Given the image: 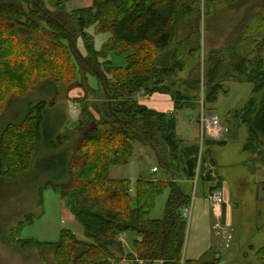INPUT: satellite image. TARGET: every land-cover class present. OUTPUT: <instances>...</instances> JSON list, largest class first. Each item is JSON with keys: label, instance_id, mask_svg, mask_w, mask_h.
<instances>
[{"label": "trees", "instance_id": "obj_1", "mask_svg": "<svg viewBox=\"0 0 264 264\" xmlns=\"http://www.w3.org/2000/svg\"><path fill=\"white\" fill-rule=\"evenodd\" d=\"M243 1L205 0L209 8L205 7L210 12L218 2ZM248 1H255L256 9L264 11V0ZM199 2L93 0L91 7L67 13L60 0L55 10L48 9L45 0H0V192L31 171L41 146L46 145L55 156L47 155L37 168L41 171L45 160L54 157L60 159L62 173L53 177L50 170L43 169L49 180L38 194L42 197L44 190L53 187L71 216L82 224L86 240H79L71 230H62L58 241L52 243L24 239L21 233L34 222L32 214L27 215V224L19 222L0 238L17 245L24 254L33 248L42 256L52 254L56 264H115L118 255L125 253L119 238L134 234L135 259L145 264H219L218 260L202 263L187 257L185 251L188 223L183 209L192 198L181 188L175 173L180 171L186 179H194L201 148L197 143L181 147L174 115L135 99L139 93L158 92L170 95L176 111L199 108L191 93L172 90L167 83L184 68L185 58L200 51L199 22L189 17ZM183 16L189 17L188 34L166 54ZM91 26L112 35L99 51L87 31ZM263 29L264 25L251 30L248 26L241 32L229 50L241 52L239 60L227 63V59L219 58L206 75L209 91L205 94V102L218 101L224 91L221 83L215 84L216 78L231 64L238 77L254 85L252 97L235 116L250 132L243 151L259 155H264V61L251 60L242 50L263 48L264 39L249 40ZM111 54L123 55L126 65L114 67L107 60ZM91 76L97 79L96 88L89 84ZM183 84L191 91L201 89L199 79ZM36 89L50 98L53 108L69 99L86 104L75 132L77 140L71 142L73 147L67 146L70 139L61 132L47 136L46 101L26 102L15 109L14 120L2 122L4 114L16 108L11 106L14 98L22 99ZM75 92L82 95L71 97ZM91 97L97 102L89 103ZM89 106L95 107L100 117L94 116ZM92 122L96 124L94 130L87 131ZM135 143L154 150L159 165L171 177L168 181L138 180L133 193L130 180L109 177L111 167L132 162ZM208 144L226 142L206 141ZM206 154L213 161L208 150ZM209 159L205 157V162ZM212 180L202 172L203 184ZM167 187L164 216L153 219L156 201ZM222 187L219 179L217 188ZM227 217L225 211L223 223ZM257 258L264 264V247Z\"/></svg>", "mask_w": 264, "mask_h": 264}, {"label": "rangeland", "instance_id": "obj_2", "mask_svg": "<svg viewBox=\"0 0 264 264\" xmlns=\"http://www.w3.org/2000/svg\"><path fill=\"white\" fill-rule=\"evenodd\" d=\"M60 1L65 11L71 13L77 9L91 7L93 0ZM45 3L48 9L55 10L59 0H45ZM199 4L198 9L194 4L193 12H196L189 17L194 16L195 21L199 22L200 51L195 57L188 56L185 58L184 64H182L184 68L174 78L168 79L167 83L172 90H184L191 93V97L199 102L200 106L197 110L182 111H176L173 107L171 113L175 117L178 139L182 141L181 147L197 143L200 148L203 147L202 162H205V157L209 159L206 154L207 150L214 161L217 178L222 181L223 185L221 191L224 195V203H226L225 209L223 206V215L225 211L226 214L228 213L227 222L224 224L230 228L233 239L230 247L225 248L224 237L218 235L214 229L216 223L214 205L208 199L209 192L215 188L214 180L203 184L200 178L194 183V179L188 180L178 171L175 176L178 178L181 188L191 198L195 197L191 217L190 219L187 218L186 256L198 259L202 263L218 260L219 264H263L258 260L257 253L264 247V155L243 151L250 132L248 126L242 124L241 120L235 116L242 111V108L252 97L254 85L244 81L242 77H238L233 72L234 66L231 64L225 66L216 78L215 84L221 83L224 91L219 94L218 101L212 104L205 102V94L209 91L208 79L206 80L208 70L214 67L219 58L227 59V63L239 60L241 52L229 51L230 45L234 44L246 27L249 26L251 30L255 26H263L264 11L257 10L256 2H249L248 0L233 4L218 2L210 12L205 0H200ZM189 17L180 18L175 36L170 48L166 50V54L174 51L178 43L187 36L190 27ZM87 31L94 37L95 48L98 51L112 36L110 33L98 32L96 26H91ZM260 31L259 34L252 35L249 40L261 42L264 39V29ZM242 51L243 56L249 53L251 60L262 59L264 61V47L253 46ZM227 52L230 53L226 54ZM107 60L114 67L126 65L123 55L111 54ZM197 79L201 80L200 91H191L183 84ZM89 84L96 88L98 86L97 79L92 76L89 77ZM157 95H163L165 98L167 97L166 102L169 99L173 103L170 95L158 92L153 94L139 93L135 95V99L142 103V101H147L146 99L151 101ZM40 101L49 103L50 98L37 89L22 99L14 98L11 106L14 105L16 108L11 107L4 114L2 122L14 120L15 117L13 116L17 112L15 109L23 107L26 102L38 103ZM154 101L163 103L159 100ZM91 102L97 101L91 97L89 103ZM85 105H81L78 99L63 100L54 108L49 103L46 120L47 136L51 138L55 134V137L61 132L62 135H67L70 139L67 146L73 147L74 144L71 142L77 140L75 132L81 122ZM89 109L94 116L100 117L101 114L95 107L89 106ZM202 110L218 115L222 127L228 129V132H223L221 140L225 141L226 145H206V141L221 142L211 136H206L202 142L201 127L198 123L199 112ZM94 125H96L94 122L88 124L87 131H93ZM51 154L55 153L49 151L48 147L43 144L31 171L24 174V177L17 178L19 179L18 182L16 181L17 183L12 182L11 186L5 187V190L0 192L1 235L9 232L21 221L27 224L29 222L27 215L32 214L34 215V222L25 226L21 233V237L24 239H36L41 242L52 243L58 241L62 230H71L79 240H86L82 224L71 216L53 187L44 190L42 197L38 194V190L49 180L45 171L50 170L53 177L62 173L60 159L54 160V157L45 160L41 171L37 168L40 161ZM155 167L159 169L153 173ZM109 177L130 180L132 183L131 192L133 191V193H135V185L138 180L168 181L171 178L159 165L154 150L150 146L140 143L134 144L132 162L126 166L111 167ZM55 181L59 182V180ZM132 196L134 197V195ZM168 197L169 188L167 187L166 191L156 201V208L151 214L153 219L163 218ZM40 199H42V204L39 203ZM134 237H136L134 234H128L126 238L128 246L124 238H119L124 249V244H126L127 249L132 247ZM118 257L119 261L115 264H133L135 248L134 253L125 250L124 255L121 257L118 255ZM0 264H56V262H54L52 254L48 253L46 256H42L36 248H33L29 254H24L17 245L8 244L1 237ZM136 264L145 263L137 261Z\"/></svg>", "mask_w": 264, "mask_h": 264}, {"label": "built area", "instance_id": "obj_3", "mask_svg": "<svg viewBox=\"0 0 264 264\" xmlns=\"http://www.w3.org/2000/svg\"><path fill=\"white\" fill-rule=\"evenodd\" d=\"M198 123L201 127V139L202 142L204 141L203 139L206 138V136H211L212 138H216V140L221 141L222 140V135L223 132H228L227 128L222 127L221 119L219 118L218 115L213 114V113H206L204 110L199 112L198 116ZM203 147H201V151L199 153V160L197 164V169H196V174L194 177V183L199 181L201 178L202 174L201 171H205L206 174H209L211 178L214 180L215 188H213L208 195V199H210L213 202L214 205V216L216 217V223L214 225V229L216 232H218V235H221L224 237V247L229 248L233 239V235L230 232V228L227 227L226 224L223 223V203H224V195L221 189L216 188L218 184V178L216 174V168L214 165V162L209 159L206 162H202L203 158ZM157 172V168L155 167L153 169V173ZM195 197L191 199V202L189 205H187L183 209V216L187 220V218L190 219L191 214H192V208H193V202H194Z\"/></svg>", "mask_w": 264, "mask_h": 264}, {"label": "crops", "instance_id": "obj_4", "mask_svg": "<svg viewBox=\"0 0 264 264\" xmlns=\"http://www.w3.org/2000/svg\"><path fill=\"white\" fill-rule=\"evenodd\" d=\"M81 92H75L74 94H72L71 97H80L81 96ZM167 98V97H166ZM166 98L165 96H161V95H157V96H154L153 99H151V101H148V99H146L147 101H142V104L144 105H147L149 106L151 109L153 110H156V111H159V112H163V113H171L173 111V103L168 99L167 102H166ZM154 100H159V101H163V103H159V102H155ZM128 234H124L122 236V239L124 238L126 240ZM137 238L134 237V239L132 240V243L136 240ZM126 243H127V240H126ZM125 245V250L129 251V253H134V247L132 245V247L130 248H126V244ZM127 246H128V243H127ZM122 261V260H121ZM133 264H136L137 263V260L134 259L132 260ZM136 262V263H134ZM156 264H161V263H158V262H155ZM154 264V263H152Z\"/></svg>", "mask_w": 264, "mask_h": 264}, {"label": "water", "instance_id": "obj_5", "mask_svg": "<svg viewBox=\"0 0 264 264\" xmlns=\"http://www.w3.org/2000/svg\"><path fill=\"white\" fill-rule=\"evenodd\" d=\"M94 127H95V125H94Z\"/></svg>", "mask_w": 264, "mask_h": 264}]
</instances>
